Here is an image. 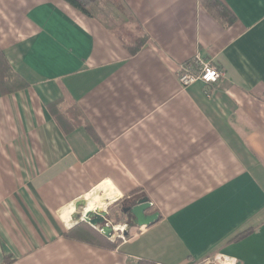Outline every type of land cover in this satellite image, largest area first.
I'll use <instances>...</instances> for the list:
<instances>
[{
  "label": "crops",
  "instance_id": "0c3cea01",
  "mask_svg": "<svg viewBox=\"0 0 264 264\" xmlns=\"http://www.w3.org/2000/svg\"><path fill=\"white\" fill-rule=\"evenodd\" d=\"M222 1L228 25L200 0H124L148 35L131 53L65 0H0L25 82L0 88V264H264V0ZM196 53L224 74L183 87ZM90 194L159 219L114 247L68 237Z\"/></svg>",
  "mask_w": 264,
  "mask_h": 264
},
{
  "label": "trees",
  "instance_id": "16d2710c",
  "mask_svg": "<svg viewBox=\"0 0 264 264\" xmlns=\"http://www.w3.org/2000/svg\"><path fill=\"white\" fill-rule=\"evenodd\" d=\"M66 3L68 2L69 5H72L74 8L78 9L82 13L86 14L87 16H95L98 18H101L106 22V25L110 27V29L114 30V32L119 36V38L128 40L130 42V52L134 53L137 52L141 46L146 42V39L148 38V35L143 33L140 30V26L138 22L136 21V18L134 17L133 13L131 12L130 8L124 2V0H111L110 3L114 5V8L117 12H119V15H122L124 17V20H128L131 23L136 24V28H138L141 31V34H132L128 28L121 27L122 29L119 31L114 29L116 28V18L115 16H106L104 13H98L97 7L100 4V0H65ZM200 3L202 6H204L208 12H210L219 22L222 24L228 25L229 23H232L234 16L229 11L230 9L223 3L222 0H200ZM127 38H130L127 39ZM5 55L3 54L2 50L0 49V88L4 93L13 92L16 89H19L23 86H25V82L22 81V78L13 70L11 65L9 64L8 60L5 59ZM88 127V126H87ZM120 206L119 214L116 215L117 220H121L125 215L124 212L121 209ZM126 218V216H125ZM124 219V218H123ZM75 231H78L75 233ZM98 235L96 229L89 224H86V222L77 223V225L74 227V229H71L66 233L68 237L74 236V235ZM83 235V236H84ZM136 264H154L152 262L147 261H140Z\"/></svg>",
  "mask_w": 264,
  "mask_h": 264
},
{
  "label": "rangeland",
  "instance_id": "374dc122",
  "mask_svg": "<svg viewBox=\"0 0 264 264\" xmlns=\"http://www.w3.org/2000/svg\"><path fill=\"white\" fill-rule=\"evenodd\" d=\"M99 2H100V4L97 7L98 13L99 12L100 13H104L107 17L111 16V15L115 16V18H116V28H114V29L119 31V29L121 30L122 29L121 27L123 26L125 28H128V30H130L132 34L133 33L134 34H138V35L141 34V31L138 28H136L137 27L136 24L131 23L128 20H124V17L122 15H119L120 13L116 11V9L114 8V5L112 3H110L111 0H100ZM127 39L130 40V38H127ZM130 197L132 198V197H138V196H135V195L130 196L129 195L128 199H130ZM85 199L86 198H84V199L79 201V204H78V206H77V208L75 210L76 213L79 214V216L82 215L81 214L82 207L80 205V202L81 201H85ZM120 205H121L120 201H115L113 203L110 200H106L105 204L102 206L101 210L102 211H107V213H108L107 214V219L109 221H111V223H113V224L115 223V226H125L127 234H124L123 230H118V232L116 231L118 236H116V237H107V236H104V234L101 233L100 230H98V229H96L94 227L96 229L98 235L96 234L95 236H93V235L90 234L89 237H88L87 235L83 234L84 236L83 235H78V237H80L82 239H87V240L96 242L97 244H101V245L108 244V246L114 247L120 241H123L126 238H128L129 236H131V234H133L138 229V227H136V226L130 227L129 225H127L130 222L126 221L127 218L125 219V216L123 217L124 219L122 218L121 220H117L116 215L119 214V209L118 208H120ZM125 223H126L127 226L125 225ZM86 224H89V223L86 222ZM90 226H92V225H90ZM142 227H144V226H142ZM77 232L78 231H75V233H77ZM76 235H74V236H76ZM215 257L216 256H213L210 259H207L206 261H203V260L192 261L191 264H219Z\"/></svg>",
  "mask_w": 264,
  "mask_h": 264
},
{
  "label": "built area",
  "instance_id": "2783aa9c",
  "mask_svg": "<svg viewBox=\"0 0 264 264\" xmlns=\"http://www.w3.org/2000/svg\"><path fill=\"white\" fill-rule=\"evenodd\" d=\"M223 71L213 63L212 60L204 59L200 53H196L191 59L182 62L179 64L177 78L180 84L183 87L193 84L196 81H203L205 83H214L218 81L222 75ZM114 226V229L118 232L117 229L123 230L126 229L123 226V229H120V226H115V223H111L107 219V222ZM126 225V223H125ZM128 225V224H127ZM126 225V226H127ZM219 264H236L235 259L228 257L226 255H219L215 257Z\"/></svg>",
  "mask_w": 264,
  "mask_h": 264
},
{
  "label": "water",
  "instance_id": "95a60500",
  "mask_svg": "<svg viewBox=\"0 0 264 264\" xmlns=\"http://www.w3.org/2000/svg\"><path fill=\"white\" fill-rule=\"evenodd\" d=\"M79 204V203H78ZM76 205V207L78 206ZM152 206V203L148 200L146 197H141L135 200V203L130 205L128 209V212L133 216L132 223H129V226H136L138 228H141L142 226H147L149 224L154 223L156 220L159 219V213H147V210L149 207ZM107 211L98 210L97 212L94 211H86L83 216H79V214H76L77 216V222H87L96 229L100 230L101 233L104 234V236L107 237H116L118 236L116 233V229H114V226H112L107 222ZM119 230V229H117ZM124 234H127L126 229H124Z\"/></svg>",
  "mask_w": 264,
  "mask_h": 264
},
{
  "label": "bare ground",
  "instance_id": "6f19581e",
  "mask_svg": "<svg viewBox=\"0 0 264 264\" xmlns=\"http://www.w3.org/2000/svg\"><path fill=\"white\" fill-rule=\"evenodd\" d=\"M87 201H88V205L86 207V200L85 201H81L80 202V205L82 207V210H81V216H83L85 214L86 211H94V212H97L98 210L100 211V209L102 208V206L105 204L104 201H102L101 197H99V195L97 194H94V195H88L87 196ZM100 207V209H96L94 210L95 208H98ZM76 206H75V210H76ZM72 207L69 208V211H71ZM68 210H66V212H64L63 214V217L66 219V222H68V219H69V215H68ZM123 229V226H120V229Z\"/></svg>",
  "mask_w": 264,
  "mask_h": 264
},
{
  "label": "flooded vegetation",
  "instance_id": "af4514ba",
  "mask_svg": "<svg viewBox=\"0 0 264 264\" xmlns=\"http://www.w3.org/2000/svg\"><path fill=\"white\" fill-rule=\"evenodd\" d=\"M138 198L139 197H132V198L130 197V199L127 198V199H124V200L121 201V205L120 206L122 207L121 209H122V211L124 212V215L127 218V219L125 218L127 222L129 221L130 223H132V221H134L133 220V216L128 212L127 208H129L130 205L134 204L135 200L138 199ZM130 227H133V226H130Z\"/></svg>",
  "mask_w": 264,
  "mask_h": 264
}]
</instances>
